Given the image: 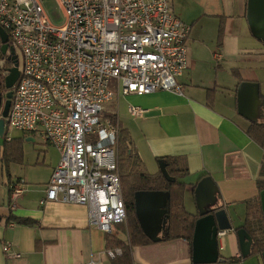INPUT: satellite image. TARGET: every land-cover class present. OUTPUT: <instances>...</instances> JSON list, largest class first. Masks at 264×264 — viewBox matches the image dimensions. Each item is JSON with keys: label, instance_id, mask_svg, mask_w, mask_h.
<instances>
[{"label": "crops", "instance_id": "obj_1", "mask_svg": "<svg viewBox=\"0 0 264 264\" xmlns=\"http://www.w3.org/2000/svg\"><path fill=\"white\" fill-rule=\"evenodd\" d=\"M172 4L175 13L192 26L188 69L178 77L183 94H119L114 113L120 126L129 132L146 172L160 173L159 159L166 157H177L188 168V175L182 179L188 212H199L197 184L206 176L213 178L218 204L227 209L233 230L218 241L223 261L210 264H264L262 255H242L237 234L246 223L247 202L260 194L258 181L264 179V147L248 133L253 122L262 121L264 39L251 31L248 0H172ZM242 83L250 85L242 87L248 102L244 100L240 110ZM256 88L260 101L253 111L249 101ZM131 105L145 112L135 117L130 113ZM19 146L21 157L15 153ZM58 154L39 134L20 131L9 136L5 130L0 135V264L121 262L118 257L122 255H108L107 251L116 247L109 246L108 234L90 226L86 206L62 201L41 204L59 163ZM19 179L26 185L14 207L11 185ZM191 197L196 208L189 206ZM22 219L32 222L20 223ZM111 236L127 239L118 227L117 234ZM6 242L11 243L12 253L23 256L8 255L4 251ZM130 254V264H195L193 248L185 238L133 246Z\"/></svg>", "mask_w": 264, "mask_h": 264}, {"label": "built area", "instance_id": "obj_2", "mask_svg": "<svg viewBox=\"0 0 264 264\" xmlns=\"http://www.w3.org/2000/svg\"><path fill=\"white\" fill-rule=\"evenodd\" d=\"M44 0H0V27L20 52L5 130L39 134L60 154L41 204L62 201L88 208L90 226L108 235L127 222L119 169L120 123L104 116L119 94H183L192 26L172 0H58L64 21L55 25ZM5 82L9 74L0 62ZM137 117L145 110L130 106ZM26 181L11 185L13 206ZM230 230H220L218 241ZM11 243L4 251L11 256ZM111 258L122 248L107 251Z\"/></svg>", "mask_w": 264, "mask_h": 264}, {"label": "trees", "instance_id": "obj_3", "mask_svg": "<svg viewBox=\"0 0 264 264\" xmlns=\"http://www.w3.org/2000/svg\"><path fill=\"white\" fill-rule=\"evenodd\" d=\"M224 25L221 24L219 30V44H222ZM2 50L0 49V56L2 58ZM1 80L4 76L0 74ZM4 92L7 93L8 89L4 86ZM212 93V91H211ZM212 94L209 95V99ZM262 99V121L253 122L248 129V133L264 147V96ZM211 104L213 98H211ZM114 120L116 123L117 116L112 113L105 115ZM22 147L19 146L17 152L19 157L22 156ZM119 169L122 173V185L124 199L129 218V240H122L107 235L108 244L111 247H120L123 250V255L120 258L121 262L117 264H130L131 248L133 246L145 245L154 243L143 231L140 222L136 215L135 206V193L137 191H166L170 193L168 200V223L161 232V241H167L177 238L187 239L193 248V237L195 231V224L200 217L199 214H192L188 212L184 204L185 182L183 178L189 173L188 168L183 166L181 160L177 157L160 158L166 163V168L171 178L169 180L162 171L156 175H151L146 172L143 167V162L134 148L129 132L121 127L119 133ZM260 192L264 190V179L258 181ZM248 211L246 223L242 228H245L248 233L253 237L254 244L252 246L251 256L262 255L264 252V214L261 207L260 194L248 202ZM1 219V218H0ZM20 223H30L31 220L22 219ZM241 228V227H240Z\"/></svg>", "mask_w": 264, "mask_h": 264}, {"label": "water", "instance_id": "obj_4", "mask_svg": "<svg viewBox=\"0 0 264 264\" xmlns=\"http://www.w3.org/2000/svg\"><path fill=\"white\" fill-rule=\"evenodd\" d=\"M247 19L252 33L264 39V0H248ZM0 37L3 42L2 51L7 52L9 41L8 33L0 27ZM13 67L5 78V87L9 90L4 96L1 93L0 84V135L5 134L6 118L11 108L12 97L19 77V60L16 54L12 55ZM250 85L242 83L239 86V109L247 103L246 95L242 93V87ZM4 97L6 100L4 101ZM251 96H248V98ZM260 101L259 91L256 88L254 98L249 101L253 111L257 110V103ZM255 112L253 113V115ZM258 115V114H257ZM257 117V116H256ZM255 119V117H254ZM162 173L169 179L175 180L169 176L166 163L159 160ZM218 188L211 176H206L200 180L195 189L196 203L200 217L195 224L193 237V262L195 264H210L223 261L220 256L218 246V232L220 230H233L229 213L226 208L219 206L217 194ZM170 193L166 191H137L135 193L136 215L144 233L154 242L161 241V232L168 223V200ZM261 207L264 214V190L260 192ZM237 234L241 245L242 255L247 257L251 254L254 244L253 237L245 228H238ZM264 258V252L262 254Z\"/></svg>", "mask_w": 264, "mask_h": 264}, {"label": "rangeland", "instance_id": "obj_5", "mask_svg": "<svg viewBox=\"0 0 264 264\" xmlns=\"http://www.w3.org/2000/svg\"><path fill=\"white\" fill-rule=\"evenodd\" d=\"M44 7L51 19V21L55 24V25H61L64 21V16H63V12L61 9V6L58 2V0H44ZM14 49V48H13ZM15 52H17L16 49H14ZM19 57H20V65L22 64V57L20 52L18 53ZM2 61V58L0 56V62ZM14 89V88H13ZM5 95V94H4ZM6 100V98L4 97V101ZM117 98H115L114 100H112L111 102H109L108 104L105 105V110L103 112L104 116L105 115H110V114H114V111L117 110ZM8 131V135L9 136H15V135H19L20 131L12 129V128H7ZM22 132V131H21ZM38 142L41 143L40 139H38ZM32 144L31 146L35 147L36 149L38 148H42L39 144H34V143H30ZM56 153V151H55ZM57 154V153H56ZM60 155V154H58ZM57 155V156H58ZM120 174H121V180H122V173H121V169H120ZM122 189H123V185H122ZM124 196V193H123ZM125 198V197H124ZM125 200V199H124ZM192 207L194 206L196 208V204L194 199L191 197L189 199V206ZM121 229L123 230V232L126 233V240H129V218H127V222L124 224H120L118 226V230ZM116 248H120V247H116Z\"/></svg>", "mask_w": 264, "mask_h": 264}, {"label": "flooded vegetation", "instance_id": "obj_6", "mask_svg": "<svg viewBox=\"0 0 264 264\" xmlns=\"http://www.w3.org/2000/svg\"><path fill=\"white\" fill-rule=\"evenodd\" d=\"M7 44H8L7 52L4 54L3 51H2V54H3L2 55V66H3V69L5 71H8L9 72L10 68L13 67V64H12V55L13 54H16L18 56L19 66H20V57H19L18 53L14 51L15 48L13 49V47L10 46V38H9V41L7 42ZM2 46H3V42H2L1 37H0V49L1 50H2ZM3 72L4 71L2 70V68L0 66V74H3ZM0 84H1V93L4 96V94H6L4 92V88H3L5 86V82H3L1 80V78H0Z\"/></svg>", "mask_w": 264, "mask_h": 264}]
</instances>
